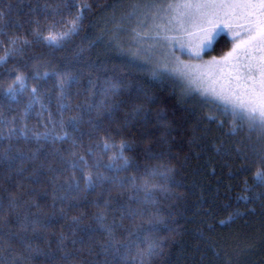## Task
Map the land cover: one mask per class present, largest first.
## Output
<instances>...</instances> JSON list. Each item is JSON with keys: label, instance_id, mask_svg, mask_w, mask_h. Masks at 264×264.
<instances>
[{"label": "snow or ice", "instance_id": "obj_1", "mask_svg": "<svg viewBox=\"0 0 264 264\" xmlns=\"http://www.w3.org/2000/svg\"><path fill=\"white\" fill-rule=\"evenodd\" d=\"M129 7L130 11L116 22L115 28L119 32L125 20L134 21L132 32L136 50L132 53L133 58L141 61L142 69L150 65L146 70L152 79L164 81L172 78L179 82L182 96L199 97L198 102L210 106L201 119L209 124L215 123L218 128L227 123L228 132L224 135L235 136L246 129L249 143L234 140L226 144L221 140L213 146L217 153L234 152L245 160L251 153L255 157L252 184L249 185L246 179L243 190L252 193L257 188L264 189V0H149L134 2ZM90 8L88 3L78 5L77 14L65 29L57 30L53 20L46 31L41 28L39 17L48 18L49 5H42L40 0L28 5V13L22 21L9 19L11 5L0 9V29H15L0 32L7 37L0 64H6L11 57H24L32 45L41 42L48 47H62L70 36L79 32L83 11ZM52 14L58 13L53 9ZM25 24L29 25L28 29H24ZM222 30L230 34L231 48L219 57L203 61L202 53L212 46L217 33ZM157 48L168 51L162 59L154 60L153 53ZM83 51L78 49L74 57L82 56ZM176 51L187 55L190 60L202 62L186 63L175 55ZM41 67L46 69L43 73ZM8 71L9 77L0 82V96L9 106L7 113L0 112V166L14 170L18 176H23L31 168L25 179L33 184L41 183L40 177L45 176L52 185L53 211L45 212L33 199L40 194L34 189L23 192L29 198L27 200L10 194L12 214L21 230V242L27 255L11 250L8 244H0V264H29L41 254L45 257V264H153L154 258L167 264L169 244L174 235L160 236L158 233H172L173 230L165 224L159 210L146 218L143 205L155 203V193L166 191L165 183L171 180L175 166L162 161L163 147L160 151L152 150V141L146 130L149 110L143 103H133L130 111L117 121L115 113L128 101L105 102L106 107L93 103L86 107L73 106L69 89L75 82L74 77L67 71L49 72L47 62L40 60L32 63L31 76L15 66ZM52 77H55V84L46 89L47 81ZM29 79L34 81L31 86ZM51 93H55L59 119L51 111ZM24 95L26 101L21 99ZM149 99L146 95L145 101ZM12 104L22 105V108L17 111ZM65 111L77 114L64 119ZM33 113L36 122L30 124ZM85 116L91 129L88 133L80 128ZM105 121H108V128H105ZM137 124L144 130L137 129ZM197 130L200 135H193L189 143L201 144L208 138L211 127L194 129ZM101 132L103 135L99 137L93 135ZM253 133L255 142H252ZM85 134L90 141L87 146L82 139ZM114 135L121 136L119 142ZM141 143L145 144L143 149L138 148ZM158 143L164 146L169 142L161 138ZM126 152L133 155H125ZM172 159L178 158L168 157L169 162ZM153 161L161 162L155 164ZM129 171L134 174L120 175ZM81 181L86 194L98 187L102 193H108L91 201L87 195L82 198L83 203L98 209L91 222L84 221L83 213L73 216L67 226L72 236L70 242H66L69 236L62 230L56 251H51V241L47 242L48 250L43 253L34 249L32 242L42 239L41 233L55 223L57 215L66 218L64 208L58 214L55 212L56 204L76 198L81 192ZM21 187L17 185L18 192ZM238 199L264 201V191ZM133 203L141 207L133 208L130 206ZM109 212L112 214L111 223L108 221ZM125 219L133 222L132 228L124 227ZM8 222L6 217H0L4 226ZM29 230L31 236L26 235ZM143 233L148 235L141 239Z\"/></svg>", "mask_w": 264, "mask_h": 264}, {"label": "trees", "instance_id": "obj_2", "mask_svg": "<svg viewBox=\"0 0 264 264\" xmlns=\"http://www.w3.org/2000/svg\"><path fill=\"white\" fill-rule=\"evenodd\" d=\"M34 2L35 0H0V9H6L11 5L9 19L22 21L28 13V5ZM134 2L144 3L149 0H40L42 5H49L48 18L39 17L41 28L45 31L53 20L56 22L57 30L65 29L77 14L78 5L88 3L91 8L83 11L79 32L70 36L62 47H48L41 42L32 45L24 57H11L6 64H0V82L9 77L8 70L14 66L31 76L32 63L34 60H40L47 62L49 72L67 71L74 77L75 82L69 89L70 102L73 106L80 104L86 107L89 103L100 106L105 105V102L111 104L117 99L128 101L115 113L114 119L119 121L126 112L130 111L133 103H143L150 113L146 130L148 139L152 141V150L160 151L163 147L165 154L162 161L169 163V166H175L171 180L165 183L166 191L155 193V203L148 202L143 205L146 218L159 210L165 224L173 230L172 233L167 231L158 233L160 236L174 235V240L169 244L167 264H264V207H262L264 201L238 199L243 196H255L256 193L264 191L259 188L252 193L243 190L246 179L249 185L252 184L255 157L250 153L245 160L234 152L217 153L213 146L219 144L221 140L226 144L234 140H243L247 144L249 133L245 129L235 136L224 135L228 132L227 123L223 128H218L215 123L209 124L201 119L208 113L210 106L198 102L199 97L182 96L179 82L172 78L164 81L152 79L151 74L146 70L150 65H145L142 69L141 61L134 59L132 55L136 50L132 32L135 27L134 21L125 20L119 32L115 28L116 22L130 11L129 6ZM65 4L68 7H65ZM53 9L58 14L53 15ZM28 28L29 25L25 24L24 29ZM12 31L15 29H0V32ZM6 40V36L0 35V55H4ZM231 44L232 40L226 34L220 33L206 54L220 56L231 47ZM78 49H83V54L74 57ZM29 57L32 59H28ZM45 70L44 67L40 69L41 73ZM33 83L34 81L29 79V86ZM54 84L55 77H52L47 81L46 89H51ZM51 94L53 96L51 111L55 114V118L59 119L56 113L55 93ZM146 95L150 98L148 101H145ZM21 99L26 101L27 96L24 95ZM8 107L0 96V112L7 113ZM11 107L19 111L22 105L12 104ZM157 113L160 114L159 117ZM76 114L65 111L64 119ZM87 119L88 117L85 116V122L80 125L84 133L91 130ZM35 122V113H33L29 123L35 124ZM204 126L211 127L208 138L199 145L189 143L193 135H200V132L194 129ZM108 127V121H105V128ZM136 127L141 131L144 130L140 129L139 124ZM40 130L43 131L42 128ZM93 135L99 137L103 133H93ZM251 135L252 142H255V133ZM161 138L166 139L168 145L159 144ZM82 139L85 146L90 143L86 134ZM114 139L119 142L121 136L114 135ZM144 147V143L138 145L139 149ZM125 155H133V153L126 152ZM169 156L178 159L169 162ZM105 162H107L106 157ZM140 163L143 164L144 161L141 160ZM30 173L31 168L23 176H18L14 170L0 166V217H6L9 221L7 226L0 223V244H8L11 250L24 255H27V251L21 242L19 225L12 214L10 194L20 195L22 199L27 200L29 198L24 196L23 192L34 189L40 194L33 199L45 212L53 211L52 185L45 176L40 177L39 184L28 182L25 178ZM133 174L129 171L120 175ZM9 175L11 179H8ZM17 185L22 186L20 192L17 191ZM44 192L48 194L44 195ZM112 194L116 193L113 191ZM85 195L91 201L101 195L107 196L108 193H102L98 187L94 192L86 194L83 192L81 181V192L76 198L65 200L63 203L58 201L56 204L55 212L58 214L60 209L64 208L66 218L57 215L55 223L41 233L42 239L32 242L34 249L38 248L43 253L48 250L47 242L51 241V251H56L58 236L62 230L69 236V241L66 242H70L72 236L67 226L71 224L73 216L83 213L84 221L91 222L92 216L98 209L91 204L83 203L82 198ZM139 196L142 197V194ZM130 206L141 207L137 203ZM108 221L110 223L112 221L110 212ZM132 223L128 219L123 221L126 228H132ZM163 227L164 225H161V228ZM26 235L31 236V230ZM124 235L126 236L127 233ZM147 235V233L141 234V239ZM9 236L11 239L8 238ZM197 246H199L198 250ZM69 250H71L70 243ZM135 251L136 249L133 248V254ZM29 264H45V257L42 254L38 255ZM153 264H161V262L158 258H154Z\"/></svg>", "mask_w": 264, "mask_h": 264}, {"label": "rangeland", "instance_id": "obj_3", "mask_svg": "<svg viewBox=\"0 0 264 264\" xmlns=\"http://www.w3.org/2000/svg\"><path fill=\"white\" fill-rule=\"evenodd\" d=\"M156 2H162V0H156ZM220 33L226 34V35L231 39L230 34H229L226 30H222V31L218 32L217 35L220 34ZM217 35H216V36H217ZM231 45H232V44H231ZM145 47H147V45H145ZM210 48H211V47H210ZM210 48L205 49L204 53H202V60H203V61L210 60L213 56H215V55H208V54H206V51L209 50ZM230 48H231V47H230ZM230 48H229V49H230ZM229 49H228V50H229ZM228 50H227V51H228ZM167 51H168V50H167V49H164V48H157V49L154 51V53H153V59H154V60L162 59L163 56L166 54ZM175 55H176V56H179L180 59H181L182 61L186 62V63H200V62H202V61L190 60L189 57H188L187 55L181 54L179 51H176ZM220 56H221V55H220ZM216 57H219V56H216Z\"/></svg>", "mask_w": 264, "mask_h": 264}, {"label": "bare ground", "instance_id": "obj_4", "mask_svg": "<svg viewBox=\"0 0 264 264\" xmlns=\"http://www.w3.org/2000/svg\"><path fill=\"white\" fill-rule=\"evenodd\" d=\"M132 24V23H131Z\"/></svg>", "mask_w": 264, "mask_h": 264}]
</instances>
